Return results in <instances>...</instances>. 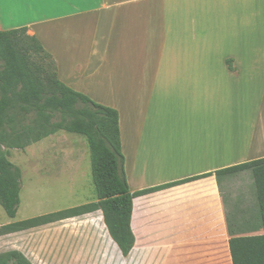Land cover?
Segmentation results:
<instances>
[{
    "label": "crops",
    "instance_id": "obj_1",
    "mask_svg": "<svg viewBox=\"0 0 264 264\" xmlns=\"http://www.w3.org/2000/svg\"><path fill=\"white\" fill-rule=\"evenodd\" d=\"M261 3L0 0V31L26 28L55 62L59 81L118 112L131 193L163 187L132 200L128 264H232L230 238L263 234L251 170L215 174L264 158V145L252 154L254 141L234 136L243 66L256 60L245 52L244 28ZM231 56L240 76L225 64ZM0 239L31 264H113L109 251L124 258L101 211Z\"/></svg>",
    "mask_w": 264,
    "mask_h": 264
},
{
    "label": "trees",
    "instance_id": "obj_2",
    "mask_svg": "<svg viewBox=\"0 0 264 264\" xmlns=\"http://www.w3.org/2000/svg\"><path fill=\"white\" fill-rule=\"evenodd\" d=\"M226 63L233 70L231 61ZM58 132L86 140L96 201L2 226L0 237L101 211L111 239L122 257H128L135 242L130 226L132 200L163 187L131 193L124 174L118 112L59 81L55 62L26 28L0 31V206L9 219L16 217L19 208L22 176L9 161V150H24ZM244 170L253 175L263 234L230 238L229 254L232 264H264V158L215 174ZM0 264L31 263L10 251L0 254Z\"/></svg>",
    "mask_w": 264,
    "mask_h": 264
},
{
    "label": "rangeland",
    "instance_id": "obj_3",
    "mask_svg": "<svg viewBox=\"0 0 264 264\" xmlns=\"http://www.w3.org/2000/svg\"><path fill=\"white\" fill-rule=\"evenodd\" d=\"M263 5V3L259 5V10L261 11L258 15H251V17H249L247 25L249 26L248 30L244 28L247 32V34H245V52L249 54L250 58L255 57L256 60L254 59L253 64L251 62V64L243 66V73L236 68V65L234 66L231 60L234 58L233 56L229 59L231 61L230 67H232L233 70H230L227 63H225L228 69L234 72V76H240V73L244 76V84L238 95V99L241 100V106L243 108V118L237 119L238 115L236 112L234 113V136L235 138L241 137V135L245 138L251 136L252 138L249 139L254 141V149L251 150L252 154L263 150L259 148V142L262 144L259 139L260 137L256 136H260L259 127H261V125L258 126L257 123L258 121L262 123L264 120ZM252 10L253 5H251V11ZM245 24H247L246 21ZM256 46H261L263 48L259 49L258 47L254 50V54L251 53L252 49ZM233 50L235 49L231 51ZM258 61H260V64L255 65ZM252 69H256L257 71V73L255 72V78L250 74ZM246 83H248V85H246ZM262 108L263 110H261ZM239 122L242 123V128ZM255 124L258 126L259 130L255 127ZM237 125L239 130L237 129ZM251 125L252 129H249ZM253 128L257 130L254 131L253 135L248 137L247 134L249 135V130L253 131ZM71 151H77L79 154L72 159L71 155H69ZM8 159L12 164L18 167L22 173L21 190L19 194L20 204L16 217L13 220L7 217L0 206V226L82 206L96 200L95 190L91 180L90 154L84 138L65 132H58L24 150H9ZM74 161L77 162L75 163ZM125 168L124 159V174L128 183L130 170ZM244 180L242 185L249 184V179ZM238 194L241 208H237V211L238 209L242 211L243 194H245L244 190ZM81 226L82 225H78L77 228ZM66 231L67 229H64L63 232L66 233ZM44 232L48 233V229ZM8 243V241H1L0 239V254L6 253L10 249L7 246ZM107 254L108 263L109 260H114L113 264H128V258H126V260L124 258L118 259L114 256L112 251L107 252Z\"/></svg>",
    "mask_w": 264,
    "mask_h": 264
},
{
    "label": "bare ground",
    "instance_id": "obj_4",
    "mask_svg": "<svg viewBox=\"0 0 264 264\" xmlns=\"http://www.w3.org/2000/svg\"><path fill=\"white\" fill-rule=\"evenodd\" d=\"M253 110H254V109H253ZM261 110H263V108H262ZM257 117H259V116H257ZM255 119H256V118H255ZM255 123H256V122H255ZM259 123H261V122L258 121V123H257L258 126L261 125V127H259V129H260V136H259V135H256V134H255V135L258 136V137H260L259 139L261 140V143H262V144H260V145L263 147V145H264V120L262 121L261 124H259ZM258 126L255 124V127H256L257 129H258ZM249 129H252V125H251V127H250ZM253 129H254L253 131L249 130V136H250V135H253L254 131L257 130V129H255V128H253ZM259 129H258V130H259ZM250 133H251V134H250ZM258 134H259V133H258ZM249 136H248V137H249ZM256 136H255V137H256ZM249 138H252V137L250 136ZM249 138H248V139H249ZM253 140H254V137H253ZM257 140H258V139H257ZM249 141L252 142V139H250ZM259 143H260V142H259ZM147 167H148V166H147Z\"/></svg>",
    "mask_w": 264,
    "mask_h": 264
},
{
    "label": "snow or ice",
    "instance_id": "obj_5",
    "mask_svg": "<svg viewBox=\"0 0 264 264\" xmlns=\"http://www.w3.org/2000/svg\"><path fill=\"white\" fill-rule=\"evenodd\" d=\"M32 2H36V0H32Z\"/></svg>",
    "mask_w": 264,
    "mask_h": 264
}]
</instances>
